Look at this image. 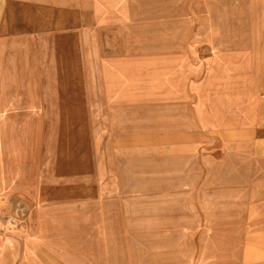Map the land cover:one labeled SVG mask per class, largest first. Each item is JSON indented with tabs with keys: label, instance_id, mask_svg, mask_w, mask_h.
<instances>
[{
	"label": "crops",
	"instance_id": "crops-1",
	"mask_svg": "<svg viewBox=\"0 0 264 264\" xmlns=\"http://www.w3.org/2000/svg\"><path fill=\"white\" fill-rule=\"evenodd\" d=\"M45 1L54 6L55 20L40 41L67 66L65 50L55 53L56 31L62 29L57 20L80 17L88 7ZM90 1L99 17L124 8L114 0ZM158 2L166 9L167 0ZM40 5L0 3L3 70L17 69L23 77L22 53L31 50L39 59ZM174 7V22L189 23L190 30L148 33L143 37L148 42L126 66L160 120L143 128L149 144L142 149V174H117L114 159H91L69 163L57 175L47 165L40 175L33 160L39 141L35 80H0V264H264V239L165 238L168 216L244 209L264 215V196L210 194L216 168L222 169L218 177L238 178L239 186L249 176L264 178V0H174ZM83 45L79 38L68 48L74 65L84 55ZM216 137L227 153L220 164L211 153ZM254 152L260 155L243 158ZM239 186L228 190L241 193ZM184 205L196 211L184 213ZM263 226L253 234L263 235Z\"/></svg>",
	"mask_w": 264,
	"mask_h": 264
},
{
	"label": "rangeland",
	"instance_id": "rangeland-1",
	"mask_svg": "<svg viewBox=\"0 0 264 264\" xmlns=\"http://www.w3.org/2000/svg\"><path fill=\"white\" fill-rule=\"evenodd\" d=\"M38 1L41 4L38 7L39 42L45 38L42 35L48 32L46 28L54 27L55 19L52 17L55 8L53 5L47 6L45 0ZM71 3L87 5L88 8L80 17L71 16L65 22L62 19L57 20L56 24L62 26V29L56 31L55 53L65 50L66 55L63 57L67 66L62 63V55L50 57L53 49L47 46L46 40L40 41L38 60L35 52L31 50L22 53L23 77L14 67L13 71L3 70V63L0 61V80H35L39 99V108L35 114L36 120H39L36 121L39 141L33 153V160L37 164L36 172L38 170L40 175L46 174L47 165H53L55 167L51 168V172L55 170L57 175L65 170L63 166L69 163L72 165L79 160L114 159L117 174H142V149L144 144H149L148 140H144L142 131L144 127L158 126L160 120L154 106L144 102L142 85L129 77L126 66L140 52L143 43L148 42L143 39L148 33L189 31L190 24L174 22V0H167L166 9L163 7L165 4H159L158 0H114L116 5L124 8L100 17L95 16L90 9V0H71ZM96 10H99L98 6ZM57 14L59 12L55 13ZM22 36L29 38L30 32L22 33ZM79 38L84 43V55L74 65L73 60L76 58L68 56L71 50L68 48L74 39L78 41ZM13 58L12 55L10 62L14 66ZM51 66L54 70H50ZM46 99L53 103H47ZM24 104L23 97L21 121L25 114ZM17 114L20 115L19 110ZM17 122L19 123V119ZM21 137H29V134L22 133ZM212 143L215 145L214 152H211L212 158L220 164L221 160L227 159V153L220 146L223 142L216 137ZM256 155L259 156L260 153L244 154L243 158L251 159ZM151 170L152 174H158L154 164H151ZM221 170L216 168L214 171ZM217 172L210 185V194L214 197L241 195L256 199L264 196V178L259 180L249 176L239 186L238 178H221ZM231 185L241 187L242 192L237 193L238 189L228 190ZM169 187L174 185H168ZM185 206L184 213L196 211ZM212 211L224 212L222 209ZM231 211L242 214L168 216L165 238L264 239V234H253L256 226L262 228L264 215L247 214L249 210L246 209ZM255 211L258 213L260 210Z\"/></svg>",
	"mask_w": 264,
	"mask_h": 264
}]
</instances>
